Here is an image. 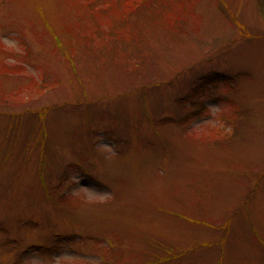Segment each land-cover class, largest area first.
I'll return each mask as SVG.
<instances>
[{
    "label": "rangeland",
    "instance_id": "374dc122",
    "mask_svg": "<svg viewBox=\"0 0 264 264\" xmlns=\"http://www.w3.org/2000/svg\"><path fill=\"white\" fill-rule=\"evenodd\" d=\"M0 264H264V0H0Z\"/></svg>",
    "mask_w": 264,
    "mask_h": 264
},
{
    "label": "trees",
    "instance_id": "16d2710c",
    "mask_svg": "<svg viewBox=\"0 0 264 264\" xmlns=\"http://www.w3.org/2000/svg\"><path fill=\"white\" fill-rule=\"evenodd\" d=\"M132 1H133V0H132ZM195 95H197V93H196V94L194 93V96H195ZM186 97H187V99H189V100L191 99L190 95H189V96H186ZM191 101H192V100H191ZM194 117H195V114H193V115L188 114L187 119H194Z\"/></svg>",
    "mask_w": 264,
    "mask_h": 264
}]
</instances>
